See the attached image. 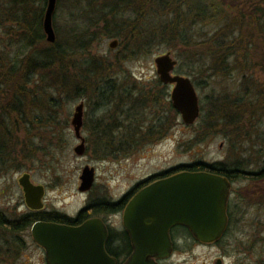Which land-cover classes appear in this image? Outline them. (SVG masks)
Wrapping results in <instances>:
<instances>
[{
	"label": "trees",
	"instance_id": "16d2710c",
	"mask_svg": "<svg viewBox=\"0 0 264 264\" xmlns=\"http://www.w3.org/2000/svg\"><path fill=\"white\" fill-rule=\"evenodd\" d=\"M256 1L233 0L229 13L210 0H196L192 6L190 0H56L52 17L55 42L49 44L43 32L48 0H0V171L16 163L18 144L25 147L20 155L31 150L30 141L21 143L19 134L22 140H30L35 131L46 132L58 147L62 144L65 127L56 121L63 102L92 98L94 107L101 109L112 99L122 100L118 105L126 114L124 153L134 151L141 140L161 138L170 129L164 124L165 114L178 113L171 106L167 88L155 81L146 91L143 86L125 84L126 78L109 76L124 72L93 51L103 40L118 41L120 53L113 57L117 65L153 55L161 45L176 47L171 45L174 42L193 52L189 60L197 71L190 76L203 74L208 80L211 76L224 78L229 69L238 73L248 86L241 85L243 92L252 96L242 100L238 93L214 100L205 116L206 125L219 124L234 149L241 144H264V138L255 133L258 115L264 113V86H260L259 77H253L264 75V0ZM59 5L64 7L65 27L56 23ZM196 24L210 27L199 41L190 31ZM97 132L102 136V128ZM51 151L48 147L46 155ZM243 162L236 160L230 166L199 163L180 169L218 175L231 184L264 179V167L246 173ZM8 224L7 233L13 234L17 223Z\"/></svg>",
	"mask_w": 264,
	"mask_h": 264
},
{
	"label": "rangeland",
	"instance_id": "374dc122",
	"mask_svg": "<svg viewBox=\"0 0 264 264\" xmlns=\"http://www.w3.org/2000/svg\"><path fill=\"white\" fill-rule=\"evenodd\" d=\"M171 1V3L174 2V0ZM218 1L222 4H219ZM190 2L192 6L196 0H190ZM210 2H215L217 5L222 6V9H226L229 13L233 11V0H226L225 2L223 0H210ZM256 2L260 4L262 0H257ZM58 7L55 15L60 18L56 23L59 27H65L63 20L64 7H60V5ZM209 28L196 24L191 27L190 31L194 40L199 41L210 32ZM1 35L2 32L0 30V38L2 37ZM112 41L116 40H103L93 46L95 53L106 57L112 66H116V69L120 67L124 72H114V75L109 76L126 78L125 84L131 87H134V85L143 86L146 91L153 88V83L157 81L154 59L169 52L171 58L177 62L173 74L190 79L195 90L199 102L198 119L192 126L186 127L181 123L179 115L165 114L163 110L166 120L164 124L165 126L170 125V129L162 134L161 138L141 140L140 145L136 146L134 151L123 153V156H126L123 157V160L121 159L120 163L115 162L113 159L116 157L111 158V156L108 157L109 159H106L105 156L107 161L101 163V161L98 162L89 154H85L82 157H77L73 154V148L79 142L75 140L70 122L74 114V108L82 102L84 109L81 136L88 142L89 134L87 132L88 129L84 128L85 121L96 118V116H102L92 107L93 104L89 102L88 98L87 100H77L71 103L63 102L59 109V121H56L57 125L65 127V129L61 130L63 137L60 140L62 144L58 143L60 144L59 147L57 141L52 140L46 132L44 134V132L35 131L34 136L30 140H22V135L19 134L21 143H29L30 141L28 146L31 145V150L28 149L24 155H20L22 154V149L23 151L25 150V147L22 144H18L16 151L19 156L16 155V163L7 164L1 168V214L2 212L6 213L8 218H14V216L16 217V215L20 214L21 211H16L18 208L17 202L21 201V192L16 180L23 173L30 176V181L33 185H40L45 188L44 205L46 209L70 214L79 208L85 200V196L78 192L79 177L84 166L94 167L96 170V182L93 184L94 187L92 185L91 194L95 197H103L110 200L121 198L138 182L151 175H159L181 166H191L199 163L212 165L218 162L230 166L234 161L239 160L244 161L242 168H244L246 173H257L264 167V144L255 143L247 147H243L245 144H241L243 146L235 149L231 148L228 145V140L222 127L219 124L216 126L214 124L210 128L205 122V116L209 114L211 109L210 103L214 100L221 101L223 98L235 96L238 93L237 97L242 98V100H247L248 96L249 98L252 96L253 93L245 95V92H243L241 85H246V83L243 82L241 75L231 72L229 69L228 75L224 76V78L211 76L209 77L211 79L206 80L203 74H200L199 77L190 76V72L193 75L197 71L196 64L189 60L193 52L190 49L186 50L177 43L174 44V42L171 45H176V47L161 45L155 49L153 55L137 57L117 65L114 63L113 57L120 53V48L118 41H116V47L109 49L108 45ZM172 48L175 49L171 50ZM194 51H197V49H194ZM255 72L257 73V70ZM253 77H259L260 86H264V75H255ZM119 84L123 85L122 81ZM246 87L248 88L247 85ZM239 90L240 92H238ZM170 91L168 87V97ZM248 92L250 93L248 90L246 94ZM229 101L224 104H228ZM258 116L260 118L256 123L255 133L263 139L264 113ZM137 121H139V113ZM253 132L251 131V134ZM48 147L52 151L49 155H46ZM105 153L107 154V152ZM105 153L99 152L97 154L105 155ZM228 203L231 220L227 228V235L220 241L219 247L202 248L196 246V243L186 234L185 240L177 245L179 249L187 250L188 264H213L220 255L225 256L224 262L226 264H264V179H258L254 182L252 180H244L233 184ZM120 220L119 218V222ZM0 231L6 233L4 230ZM30 242V240L26 241V247H28ZM3 244L5 242H0V249L16 247L14 245L6 247ZM4 254L0 250V264H6L10 258Z\"/></svg>",
	"mask_w": 264,
	"mask_h": 264
},
{
	"label": "water",
	"instance_id": "95a60500",
	"mask_svg": "<svg viewBox=\"0 0 264 264\" xmlns=\"http://www.w3.org/2000/svg\"><path fill=\"white\" fill-rule=\"evenodd\" d=\"M56 0H48L43 32L46 42L53 44L55 35L52 17ZM112 41L109 49H114ZM167 52L154 59L155 75L165 86L174 85L169 93L172 108L181 123L192 126L199 117V102L188 78L172 75L177 62ZM83 104L74 108L71 127L79 144L73 154H84L81 137ZM79 193L89 191L94 183L93 169L81 170ZM26 207L31 211L43 209L44 187L33 185L28 174L17 179ZM230 184L221 176L205 173H179L155 181L136 193L123 209L121 222L128 235L133 254L130 264H153V259L164 258L172 250L169 231L173 227L185 228L198 243L210 245L217 242L227 224L226 206ZM33 241L47 251L50 264H70L76 257L90 259L92 264H108L104 253L107 231L99 220L85 223L79 228L54 224H35L31 228Z\"/></svg>",
	"mask_w": 264,
	"mask_h": 264
},
{
	"label": "flooded vegetation",
	"instance_id": "af4514ba",
	"mask_svg": "<svg viewBox=\"0 0 264 264\" xmlns=\"http://www.w3.org/2000/svg\"><path fill=\"white\" fill-rule=\"evenodd\" d=\"M173 86L174 85H169L165 87L172 89ZM121 101L122 100L119 99H112L109 106L106 105L101 109H96L92 98L89 100V102H92L93 104L92 107L95 108L102 117L96 116V118L86 121L85 126L88 129L87 132L89 137L88 142L84 139L85 151L83 155L89 154L98 162L101 161V163H105L107 161L105 160V156L106 159H109L108 157L110 156L111 158L116 157L113 160L117 163H120L121 159L123 160L124 148L122 146V142L124 141L123 135L126 114L125 108L118 105ZM135 125H140V123H135ZM97 128H102V136H99ZM99 152H107V154L105 153V155H99L97 154ZM91 169H93V172L95 173L94 182H96V170L94 167H91ZM185 172L194 173L178 168L165 171L159 175H151L138 182L129 192H126L121 198L116 200L93 196L91 194L94 187L93 185L89 191L80 193L82 196H85V200L79 208L70 214L48 210L45 208V205H43V209L40 211L29 210L24 203L22 191L18 186L21 192V201L17 202L18 208L16 211H21L20 214H18V216L16 215V217L14 216V218H8L6 213H0L1 221L3 222L2 226H0V230L6 231V233L0 231V242H5L3 245L6 247L13 245L16 246L15 248L0 249L5 253L4 255L10 257L6 264H50L47 258V251L36 244L32 239L31 228L35 224H54L71 228H79L85 223L93 220H99L107 231L104 253L108 258V264H130L131 256L134 252L131 248L128 235L123 229L121 220L119 222V218L121 219L124 207L136 193L155 181L166 179L176 174ZM45 195L46 190L44 188V197ZM226 214L227 225L225 232L223 233L221 239L214 244L205 245L195 242L190 233L184 228L174 227L170 229L169 238L172 243V250L169 255L164 258L153 259V264H188L189 257L187 250L179 249L177 247L179 243L185 240V234L188 235L194 243H196V246L202 248L219 247L220 241L227 235V228L230 222L228 206ZM11 221L17 223L14 234L7 233V231H9L8 228H10L8 223ZM29 240L31 242L28 247H26V241ZM19 245H21V247H19ZM224 257V255H220L213 264H226L224 262ZM70 262V264H92L90 259L83 257L73 258Z\"/></svg>",
	"mask_w": 264,
	"mask_h": 264
}]
</instances>
